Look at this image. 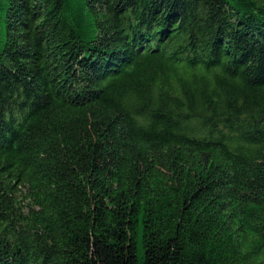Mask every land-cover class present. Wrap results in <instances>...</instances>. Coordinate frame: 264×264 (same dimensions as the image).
<instances>
[{
    "label": "trees",
    "instance_id": "16d2710c",
    "mask_svg": "<svg viewBox=\"0 0 264 264\" xmlns=\"http://www.w3.org/2000/svg\"><path fill=\"white\" fill-rule=\"evenodd\" d=\"M0 264H264V0H0Z\"/></svg>",
    "mask_w": 264,
    "mask_h": 264
}]
</instances>
